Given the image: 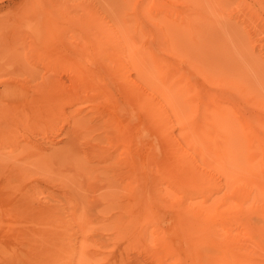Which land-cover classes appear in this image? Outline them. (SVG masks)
<instances>
[{
  "label": "rangeland",
  "instance_id": "obj_1",
  "mask_svg": "<svg viewBox=\"0 0 264 264\" xmlns=\"http://www.w3.org/2000/svg\"><path fill=\"white\" fill-rule=\"evenodd\" d=\"M114 56L155 111L125 101ZM243 128L264 135V0H0V264H264Z\"/></svg>",
  "mask_w": 264,
  "mask_h": 264
},
{
  "label": "bare ground",
  "instance_id": "obj_2",
  "mask_svg": "<svg viewBox=\"0 0 264 264\" xmlns=\"http://www.w3.org/2000/svg\"><path fill=\"white\" fill-rule=\"evenodd\" d=\"M123 56V55H122ZM118 57V56H117ZM112 57V59H111V63H112V66H108L107 65V67H108V69H107V71H108V73L109 74H114V75H116L117 77H118V79H119V82H120V87H122V91L124 92L122 95L124 96V99H125V101L127 102V103H129L130 105H132L133 107L134 106H137V107H140V106H142L144 109H146L145 111H144V116H147L146 115V113H149V111H150V113H151V110H154L155 111V109H154V107H153V103H152V100H151V98H150V95L149 94H142L141 93V90H140V88H139V86H138V83L134 80V79H131L128 75H127V72L126 71H128V69H125V67H127L126 66V60H125V62H124V60L123 59H121L122 57ZM110 60V59H109ZM134 60V59H133ZM109 65H111V64H109ZM180 77L181 76H179L178 78L180 79ZM183 79V78H182ZM185 79H186V77H185ZM184 79V80H185ZM188 79V78H187ZM184 80H182V81H184ZM174 81H177V80H174ZM181 81V82H182ZM178 82V81H177ZM185 82L186 81H184V83H183V85L185 84ZM180 83V82H179ZM174 84V83H173ZM187 84V83H186ZM181 86H182V84H181ZM186 88V90H187V88H190V89H192L191 90V92H193L194 91V86H192V85H188V87L186 86V85H184ZM190 86H192L193 88H191ZM206 91H209V89L208 90H206ZM212 91V90H211ZM210 91V92H211ZM187 92V91H186ZM188 92H190V91H188ZM196 93V92H195ZM209 93V92H208ZM215 95H216V93H214ZM214 95V96H215ZM196 97V96H195ZM199 97V96H198ZM207 97H208V95H207ZM213 97V95H212V93H211V95H210V100H209V98L207 99V103H204L205 101V95H203L202 96V98H203V101L204 102H202V105L201 106H205L206 104H211V103H208V100H209V102H212L211 100H213V102H212V104H214L215 102H216V100L214 99V98H212ZM220 97V96H219ZM192 98V97H191ZM201 98V97H200ZM202 98H201V100H202ZM216 98V97H215ZM221 98V97H220ZM193 99V98H192ZM227 100V101H226ZM219 101H221V99L219 100ZM219 101H217V103H215V105L216 106H213V108H214V110L216 109V114L217 115H219L220 117H222V118H226L225 120H227V117H228V119H236L238 122H240V120H241V116L238 114L239 112L238 111H236L235 109L236 108H234V106H233V104H231L232 102L231 101H229V99H223L222 98V101L220 102V104H218L219 103ZM231 102V103H230ZM193 108V107H192ZM117 109H120V110H122V111H124L125 112V114H127L129 117H130V115H132L133 113H134V110H130L129 111V108H122L119 104L117 105ZM197 110V109H196ZM192 111V110H191ZM194 111H195V109H194ZM196 112V111H195ZM238 112V113H237ZM239 115V116H238ZM242 115V114H241ZM152 116H153V120H156L157 119V121H159L160 120V117H159V114L158 113H154V114H152ZM238 116V117H237ZM243 116H245V115H243ZM202 117H204V120H202L201 119V121H199V122H194V123H192V128H193V130H196L197 129V126L200 124L201 126L203 125V124H207V116L205 115V114H203V116ZM230 117V118H229ZM131 118V117H130ZM238 118H240V120L238 119ZM204 121V122H203ZM181 124H182V127L181 128H186V126H187V124L186 123H184L183 121H181ZM213 124V123H212ZM221 124H222V122H221ZM242 127H243V125H242ZM245 127H247V126H245ZM249 128V127H248ZM247 128V129H248ZM243 130L244 131H242L241 133H243V136L245 137L244 139H245V142H246V147H247V159H248V161H250L251 162V160H253L254 159V157L256 156L255 155V149L257 150V149H259L260 151V155L261 154H264V137H261V135H260V133H258V131H246L244 128H243ZM249 130V129H248ZM204 134V133H203ZM158 135H160V136H158ZM262 136H264V135H262ZM157 137H160V138H162V137H165V142H166V144H167V148H169V149H171V145H172V147L174 148V151H173V155H171V157L170 158H172V162L171 163H176V164H179V167H181V165L183 164V166H184V163H185V168L187 169V170H189V172L190 173H192V174H196V172H197V170H196V167L198 166V164H193L191 161H190V159H189V154L185 151V149H183L179 144H177L171 137L172 136H170L165 130H162V129H159L158 128V131L155 129L154 131H153V137H152V139H151V141L154 139V138H157ZM147 138H151V136L149 135ZM146 138V139H147ZM150 141V142H151ZM257 152V151H256ZM151 154L152 155H157V152H156V145H154V144H152V142H151ZM239 153H233V157H232V155H231V157L232 158H236L237 157V155H238ZM179 158V159H178ZM231 158V159H232ZM177 159V160H176ZM251 159V160H250ZM234 161V160H233ZM254 161V160H253ZM137 161H136V159H134V160H132L131 161V163H132V165L135 167L136 165H137V163H136ZM262 162H264V157H262ZM249 163V162H248ZM173 166L172 167H176V169H177V166H175L174 164H172ZM184 167H182V168H184ZM173 168V169H174ZM198 168V170H199V167H197ZM179 169V168H178ZM201 171V170H200ZM202 172V171H201ZM200 174V173H199ZM202 174H205V173H201V175ZM198 175V174H197ZM133 177H134V175H133ZM26 192V191H25ZM33 192H35V191H33ZM20 194V193H19ZM27 194V193H26ZM25 195V194H24ZM32 196H33V194H31ZM26 196V195H25ZM35 196V195H34ZM17 198H18V195L16 196ZM15 197V198H16ZM250 198L251 197V193H250V191L249 192H247V198ZM28 200V199H27ZM17 201V200H16ZM13 202V201H12ZM35 202H36V200H35ZM26 203V202H25ZM28 205H29V203H28ZM35 206V205H34ZM14 207V206H13ZM9 208H10V206H9ZM9 208H6V210L7 209H9ZM16 208H17V206H16ZM40 208V207H39ZM19 209V208H18ZM24 209V208H23ZM15 210V209H14ZM46 210V209H45ZM10 211H12V207H11V209H10ZM22 211V210H21ZM33 211V210H32ZM13 212H15V211H13ZM30 212H31V210H30ZM52 212V211H51ZM2 213H4V212H2ZM22 214V213H21ZM23 215V214H22ZM15 216H16V214H15ZM20 216V215H19ZM18 240V239H17ZM46 242V241H45ZM50 242V241H49ZM45 246V245H44ZM53 247V246H52ZM56 248V247H55ZM53 251V250H52ZM20 257V256H19ZM22 259V258H21ZM15 261H16V259H15ZM14 261V262H15ZM18 261V260H17ZM30 262V261H29ZM26 263V262H25Z\"/></svg>",
  "mask_w": 264,
  "mask_h": 264
}]
</instances>
